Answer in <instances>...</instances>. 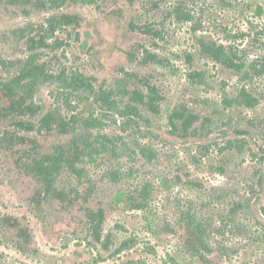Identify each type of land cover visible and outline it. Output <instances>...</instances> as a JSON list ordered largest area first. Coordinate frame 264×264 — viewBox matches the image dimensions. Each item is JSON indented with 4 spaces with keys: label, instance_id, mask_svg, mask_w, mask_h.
Masks as SVG:
<instances>
[{
    "label": "rangeland",
    "instance_id": "374dc122",
    "mask_svg": "<svg viewBox=\"0 0 264 264\" xmlns=\"http://www.w3.org/2000/svg\"><path fill=\"white\" fill-rule=\"evenodd\" d=\"M150 1H158L160 9L148 11ZM225 1L231 4L205 0L204 17L232 31H246L250 21L264 31V0ZM175 2L96 0L48 9L0 0V60L13 64L37 52L52 75L38 88L36 100L65 117L76 114L97 123L65 134H27L35 144L7 147L0 139V214L32 230L24 251L0 231V264H264V164L258 161L259 148L264 149V76L251 85L261 99L255 108H227L225 98L236 94L241 79L206 59L197 65L207 71V81L192 84L177 57L196 48L189 25L163 19ZM256 5L262 7L260 15L254 13ZM240 9L247 10L243 18ZM61 13L78 14L79 26L61 27L45 36L49 46L28 50V38H38L40 25ZM130 21L163 25V48L129 30ZM203 25L211 31V24ZM137 43L169 58L175 68L131 60L128 52ZM12 69L1 67L0 76ZM74 71L92 76L96 88L113 90L124 103L126 90H144L143 81L149 80L161 97L160 113L142 109L134 121L100 115L91 96L59 85L56 77ZM180 105L197 117L185 136L175 134L168 120ZM5 128L12 129L0 125V138ZM236 139H246V148L230 149L228 142ZM47 184L73 200L49 193L37 201L36 193ZM140 200L143 208L135 206ZM97 207L103 208L104 228L115 240L110 250L101 249L87 231V209ZM187 214L207 229L210 262L186 242ZM228 217L232 222L221 232L218 227Z\"/></svg>",
    "mask_w": 264,
    "mask_h": 264
},
{
    "label": "trees",
    "instance_id": "16d2710c",
    "mask_svg": "<svg viewBox=\"0 0 264 264\" xmlns=\"http://www.w3.org/2000/svg\"><path fill=\"white\" fill-rule=\"evenodd\" d=\"M13 3H31L37 7L48 9H59L66 4H94L96 0H10ZM225 5L231 4L222 0ZM205 0H176L173 7L164 16V20L169 17L175 22L186 23L189 25L190 32L194 38L196 48L194 51H183L177 57L182 58L183 63L187 66V79L194 85H201L207 81V71L197 65L201 59H206L219 65L221 68L230 71L240 77L241 85L235 91L233 97L226 96L224 104L227 108L232 106H241L245 108H255L260 103V94L251 86L254 80L264 76V31L257 29V26L250 21V27L246 31H232L228 25L210 21L209 17L204 16ZM146 8L149 10H158L160 5L158 1H150ZM262 7L256 5L254 13L260 15ZM247 10L240 9L238 16L243 18ZM207 22L211 24V31H207ZM80 24L78 14L61 13L49 16L45 24L40 25L42 34L38 38H28L27 48L30 51L49 46L46 42L47 36H53L57 29L64 26H72L76 29ZM128 29L136 31L146 37H149L152 46L162 49L165 40V29L163 25L153 22L135 23L130 21ZM220 33V38L215 37ZM46 36V37H45ZM245 42V45L236 44L235 42ZM59 45V44H58ZM254 49L255 53H251ZM131 60L137 61L144 65H162L174 69V65L167 57L152 51L145 43H137L128 52ZM0 66L7 68L11 66L12 71H8L6 77L0 76V125H6L12 128H5L1 143L8 146L21 145L25 143H34L27 134L36 133L38 135H48L53 132L62 134L75 131L80 126H96V119L90 117H79L71 114L69 117L61 115L59 112L51 109H45L35 98L38 88L47 82L51 77L48 71L47 63L40 61L37 52L31 53L24 60L8 63L0 60ZM0 67V68H1ZM59 85L62 89L69 92L85 93L92 97L96 111L103 116L109 114L118 115L127 120L134 121L139 118L141 110H146L153 114L160 113V95L153 83L149 80L143 81L144 90L135 88L131 91H125L128 99L127 102L116 99L115 93L111 89L96 88L93 83L94 78L74 71L69 76H58ZM194 115L185 105H180L173 109L169 116V124L175 134L188 135L191 132L192 124L195 121ZM238 134L245 135L247 131L238 130ZM22 133V134H19ZM248 145L246 139H236L231 143L228 142L230 149L237 147L242 150ZM227 150V148L225 149ZM261 155L258 161L264 164V149L259 148ZM256 156V155H255ZM260 170V168L256 169ZM260 182V181H259ZM143 190V189H142ZM42 192V191H41ZM36 193V200L39 201L41 196L49 193L58 198L60 201L73 200L66 195L63 190L52 188L50 184L44 187L43 193ZM143 200V199H142ZM138 201L135 206L143 208V201ZM239 203L231 206L230 213L237 210ZM229 219V217H228ZM222 219L219 229H227L232 219L229 221ZM105 215L102 207L96 209H87L86 227L91 240L101 249L110 250L115 245L112 234L105 230ZM186 242L192 253L198 254L204 261L207 253L213 248L210 247L209 234L202 223L195 222L193 217L187 214L186 217ZM264 227V226H263ZM0 231H5L13 237L14 247L18 251H24L26 246L32 240V230L29 225H24L20 220L9 214H0ZM222 246V245H220ZM122 246L119 248L121 250ZM210 262V261H209ZM125 264H140V261H127ZM258 264V263H247Z\"/></svg>",
    "mask_w": 264,
    "mask_h": 264
}]
</instances>
